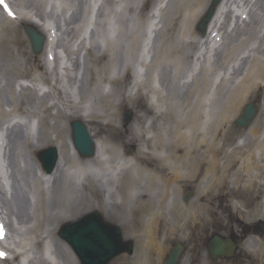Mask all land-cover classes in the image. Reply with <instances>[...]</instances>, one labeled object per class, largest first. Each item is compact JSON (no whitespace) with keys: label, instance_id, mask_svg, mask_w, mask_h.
Wrapping results in <instances>:
<instances>
[{"label":"bare ground","instance_id":"obj_1","mask_svg":"<svg viewBox=\"0 0 264 264\" xmlns=\"http://www.w3.org/2000/svg\"><path fill=\"white\" fill-rule=\"evenodd\" d=\"M85 1L68 2L66 7L71 10V19L77 13L82 16ZM106 1L93 0V6L89 3L88 15L69 24L71 40L80 39L86 55L91 57L86 88L95 86L90 91L95 92L96 103L101 108V112L91 111L84 114V109L82 107L77 109L75 106L77 104L73 103L70 109L75 108V112L70 111L68 117H77L97 127L96 133L90 131L95 153L92 157L81 159L76 156L71 140H64L58 147L59 160L54 171L48 175L40 170V175L45 181H51V178L56 176L65 149L69 147L73 152L70 158L71 167L83 170L85 184L82 183L80 188V198L88 202L91 197L89 187L96 174L108 173L109 179L117 181V188L123 192L120 196L121 200L112 204V211L117 216L131 217V220L124 218L123 225L131 230L130 235L142 242L138 253L140 264H161L162 256L171 241H182L187 245H195L199 242L190 235L198 225L205 220L208 221L205 206L198 205V201L203 197L206 198L208 192L213 191L215 198L231 203L234 198L238 199L244 194L249 198L253 192L260 189L258 180L261 172L264 171V126L259 127L255 118L246 129L244 128L243 136L231 149L222 143V139L235 135L231 130L232 120L234 118L237 120L241 116L240 109L242 113L245 107L243 104L262 88L260 84L264 85V0H254L253 3L248 0L243 1L242 6L245 11L247 10V19L232 8L233 5L237 7L236 0H222L215 8V13L207 24L204 34L194 29V24L204 14L210 0H176V2L171 0L179 9L168 11L169 16L162 22L160 13L165 0H156L150 13L147 14L148 21L152 24L150 36L154 34L153 28L166 21L167 24L169 23L168 26L172 27L166 42L170 43L177 38V44H166L167 49L161 56V64L156 59L159 54L156 58L150 59L153 68H159L155 77L151 75L150 68L145 83L138 85L130 78L127 93L125 91L122 93V87L128 76L134 78L132 65H126V76H120L118 72L116 76L111 77V70L117 64L116 52L113 54V50L119 49L117 42L107 39L104 49L96 54L91 47H85L89 29V38L92 40L97 35L94 32L96 28L105 29L106 26L109 33L114 35L116 14L106 15L110 18L107 20L102 16ZM25 2L18 8L27 9V13L20 10L13 12L17 21L30 23L43 34H47L49 41L51 25L48 24L47 18L37 13L36 2L28 5V2ZM113 2L117 4L118 0ZM5 3L10 10L7 0ZM10 4L13 7L12 3ZM94 5L97 6L96 11ZM0 16L4 17V14L1 12ZM138 16L139 19L143 18L140 12ZM83 18L86 19L84 25ZM55 27L58 28L57 25ZM129 38L133 39V37ZM192 45L195 46L194 50ZM47 47L48 44L44 49L46 50ZM131 47H134L133 43ZM251 52L256 55L252 57L247 71H244V64ZM20 53L26 56L28 65L34 66L35 70L41 69V74L50 82L48 76L50 71L46 62L37 65V58L29 59L25 48L20 47ZM207 62L212 67L205 66ZM238 63H241L240 67L237 66ZM195 64H199V67L190 76L189 73L194 71ZM74 65L75 63L73 69ZM64 71L68 74L67 69ZM32 73L35 71L32 70ZM53 74L58 75L55 72ZM219 75L221 81L212 90L214 80ZM53 80L54 83L53 81L50 83L49 91L59 95L58 97L66 94L67 84L62 83V79L57 81V77ZM181 80H184L183 84L177 86L176 82ZM43 81H46V78H43ZM224 83L229 85L224 86ZM105 84L111 85L110 91L104 92ZM21 90L25 92L32 88L23 86ZM136 101L144 104L142 106L144 110L137 112L131 127L125 130L116 123L120 107L123 104H134ZM217 101L220 104L219 109H215ZM82 102L84 103V99ZM5 107L1 106V112L8 116ZM13 107L14 114L20 116L25 113L22 100L17 101ZM42 122L45 123V120ZM22 135L21 129H15L16 141ZM13 143V150L16 152L17 143L15 141ZM30 148L34 154L37 152V146L30 144ZM126 150L132 152L127 155ZM143 176H146L147 186L143 187L146 191L140 193L139 184ZM20 180L25 190L27 181L25 178ZM186 181L194 185V199H197V203L190 207L178 203L179 194ZM44 188L42 184V188L38 191L41 201L46 196ZM155 189L160 192L158 196L152 193ZM36 200L37 195L34 202ZM59 200L62 209L71 210L69 213L60 214L59 222L73 220L85 210V208L81 211L75 210L73 204H69L70 197L67 193ZM168 201L171 202L170 206ZM140 216L142 221H139ZM140 224L142 227L138 231L137 227ZM45 240L46 238H42L37 248L41 250ZM67 251L71 253L68 248ZM27 252L28 250H24L16 258L22 257L26 260ZM248 253L253 257L254 264H264L263 245ZM58 254L63 256L60 247ZM41 256L43 257V254ZM187 256L182 259L181 264L182 262L204 264L207 260L204 252H200L190 260H185ZM42 257L37 260L38 264H49ZM128 263L129 258L124 257L117 264Z\"/></svg>","mask_w":264,"mask_h":264},{"label":"rangeland","instance_id":"obj_2","mask_svg":"<svg viewBox=\"0 0 264 264\" xmlns=\"http://www.w3.org/2000/svg\"><path fill=\"white\" fill-rule=\"evenodd\" d=\"M2 1L6 2V0ZM7 1L10 5V10L8 12L0 6V14L1 12L4 14V17L0 16V264H38L37 260L42 257L41 254H43V257L49 264H82L71 245L61 236V231L68 224L77 222L82 217L93 212H97L104 223L116 225L120 228L122 243L129 241L133 243V252L131 254L122 252L113 257L108 264H117L124 257L129 258L128 264H140V255L138 253L141 250L142 242L130 235L131 230L123 225V219L126 218L127 220H131V217H127V215L117 216L112 211V204L119 202L121 200L120 196L123 194V192L117 188V181H111L108 177V173L98 172L89 187L91 197L88 202L80 198V188L82 187V183L85 184L83 180V170L71 167L70 158L73 152L69 147L65 149L60 166L57 168L56 176H53L51 181H45L40 175V170L45 174H51L56 166L53 167L50 173L45 171L41 159L45 151L51 147L56 148L57 164L59 160L58 147L60 144L63 143L64 140L67 141L70 139L73 145L70 126L73 121L81 122L83 126H85L90 137L92 136L90 131L96 133L95 129L97 130V127L89 122L87 124L84 120L77 117H68L70 111L75 112V108L70 109L73 103L77 104L75 105L77 109L82 107L84 110L81 109L84 114H88L91 111L93 113L101 112V108H99V105L96 103L97 98L95 92L90 91L92 88H95V86L91 88L88 86V88H86V81L89 75L88 67L91 65V57L86 55V50L80 44V39L71 40V26H69L72 21L74 23L76 20H80V17L88 15L89 3L90 6H93V0H86L82 16L77 13L73 19L70 18L71 10L67 9L66 6L68 2L73 3L75 0H68V2L66 0ZM25 1L28 2L27 5L36 2L37 13L43 14L47 18L48 24L51 25L49 41L48 36H45L46 42L42 50L38 53L32 49L26 28H33L36 32L40 31L28 22L17 21L16 14L13 13L14 10L27 13V9L18 8L24 5V3H26ZM155 1L156 0H148L147 2L143 0H118V3L115 4L113 0H107L102 9V12H104L102 16L107 20L110 18L106 15L113 16V13L116 14V19H114L116 22L114 35L109 33V29L106 26L105 29L102 27L94 30L97 35L93 40L89 38L90 29L86 34L85 47H91L95 54L98 53L99 50L104 49V44L107 39L117 42V47H119V49L117 51L113 50V54L116 52L117 55V64L116 67L111 70V77L116 76L118 72L120 76H126V65H132L134 78L133 76L127 77L126 83L122 87V93L123 91L127 93L126 91L129 90L130 78H132V82L138 85L145 83L150 68L152 69L151 75L155 77L157 72H159V68H153L154 66H152L150 59L156 58L159 54L160 56L156 59L157 62L161 64V56L163 53H166V44H177V38L172 42L169 40L170 43L166 42L167 36L172 30V27H169V23L167 24L166 21L163 24H159L157 28H153L154 34L150 36L152 31L150 27L152 24L148 21L147 14L150 13V9ZM174 1L176 2V0ZM243 1L244 0H236L237 7L233 5L232 8L235 9L237 14L247 19V10L245 11L242 6ZM248 1L251 3L254 2V0ZM175 2L172 3L171 0H165L164 4H162L160 13L161 22L169 16L168 11L179 9L174 5ZM210 2L211 0L208 6ZM10 3H12L14 9ZM94 10H97L96 5H94ZM139 12L141 13V17H143L142 19H139ZM3 18L5 19L4 21ZM200 18L195 22L194 29H196ZM85 22L86 19L83 18V25ZM155 22H157V20H155ZM55 25H57L58 28H56ZM40 33L42 34V32ZM78 33H80V30ZM129 37H133V39ZM131 43L134 44V47H131ZM47 44L48 47L45 50L44 48ZM20 47L27 50L29 59L37 58V65L46 62V66L49 67L50 71L48 75L50 82L47 77L41 74V69L37 68L35 70L33 68L34 66L27 64L26 56L20 53ZM194 49L195 46L192 45V50ZM148 51L150 52L149 56ZM254 55L256 54L251 52L250 57L244 64V71H247L246 69L251 65ZM205 64L207 67H212L208 62ZM237 66L240 67L241 63H238ZM198 67L199 64H195L194 71H190L189 75L192 76L193 73L197 71ZM66 69L68 74L64 71ZM32 70H34L35 73H32ZM53 72L58 75L54 76ZM54 77H57V81L62 79V83L67 84L66 94H62L61 97L49 91L50 83H52V81L54 83ZM66 77H68L67 80H65ZM43 78H46V81H43ZM225 78H227V76H225ZM220 79L221 77L219 75L217 79H215L216 81L214 80L212 90L219 84L221 81ZM183 81L184 80L177 81L176 85L179 86L181 83L183 84ZM259 82L261 83V81ZM226 85H229V83H224V86ZM260 85L262 88L256 91L254 96L246 101L243 106L249 103L255 105L257 109L255 117L257 119L256 123L259 127H263L264 85L263 83ZM23 86L30 87L32 90L23 92V90H21ZM110 88L111 85L105 84L104 92L110 91ZM83 99L85 104L82 102ZM19 100H22L25 111V113L20 116L14 114L12 111L14 104ZM143 105L144 104H141L139 101H136L134 104H123L120 107V113L118 116L116 115V123L125 130L130 128L132 125L131 122L135 118L137 112L139 113L140 110H144L142 107ZM1 106H6L5 110L8 116H5V114L1 112ZM219 108L220 104L217 101L215 109ZM126 112H130V118L125 122L124 115ZM45 117H47V119H45ZM104 118L105 117H103V119ZM42 120H45V123H43ZM234 120L236 119L234 118ZM234 120H232L231 130L235 135L231 138L222 139V143L227 145L229 149L236 145L246 129L236 127ZM18 128L21 129L23 135L16 141L14 132L15 129ZM13 141L17 143L16 152L13 150ZM30 144L37 146V152L35 154L31 151ZM73 148L75 149L74 145ZM75 152L76 156L84 159L78 154L76 149ZM131 152L132 150L125 151L127 155ZM21 178H25L27 181L25 190L24 184L20 180ZM258 181H260V189L250 195L252 198L245 197L244 194V196H239L238 199L234 198L231 203L229 201L228 203L226 200L222 201L215 198V193L213 191L208 192L206 198L203 197L202 200L198 201V205L201 204V206H205L208 213L206 215L208 221L206 222L205 220L198 225L190 235V237L197 238L199 242L195 245H187L186 242L184 243L177 240L171 241L166 247V252L162 256L161 264H164L167 254L176 243L183 246V252L180 255L178 264H181L182 259H184L186 255L188 256L185 260H190L193 256L199 255L200 252L206 254L205 258L207 259V264H220L224 262H226V264H254L253 257L249 255L248 251L259 249L261 245L264 246V204H261L264 203V171L261 172L260 180ZM145 183L146 176H143L139 184L140 193L146 191L143 188L147 186ZM42 184L45 187L44 192L46 193L43 201H41L42 198L40 199L38 196V191L42 188ZM35 188H37V190ZM194 188L192 183L186 181L179 194L180 198H178V203L185 207L196 204L197 199H194ZM189 191L190 200L184 202L183 197ZM66 193L70 197L69 204H73L75 210L81 211L83 208H85V210L81 212L80 216L73 220L59 222L60 214L71 212V210L62 209L59 206V198L62 196L64 197ZM152 193L158 196L160 192H157V189H155ZM33 195H35V197ZM36 195L38 201L36 200V202H34ZM168 203V206H170L171 202L168 201ZM209 207L213 208L210 209ZM141 217L142 216L139 217V221H142ZM141 227L142 225L140 224L137 230L139 231ZM216 236L223 240H231V238H234L236 240L234 254L230 257L219 256L217 259H211L209 255V244ZM42 238H46V240L43 248L40 250L37 247ZM27 242L29 243L27 244ZM231 242L233 241L231 240ZM57 244L63 250V256L58 254L59 247ZM188 247H190V249H188ZM67 248L71 253H68ZM24 250H28L27 259H22V257L16 258V256ZM182 264L184 263L182 262ZM185 264L192 263L186 262Z\"/></svg>","mask_w":264,"mask_h":264},{"label":"water","instance_id":"obj_3","mask_svg":"<svg viewBox=\"0 0 264 264\" xmlns=\"http://www.w3.org/2000/svg\"><path fill=\"white\" fill-rule=\"evenodd\" d=\"M222 0H211L207 10L197 24L196 30L205 33L206 26L215 13V8ZM30 38L33 51L40 52L46 42L45 34L36 32L33 28H26ZM257 109L254 104H247L236 120L235 126L238 128H247L254 120ZM130 112L124 115V121H128ZM72 142L78 154L83 158L92 157L95 153L94 142L88 134L85 126L79 121H73L71 124ZM43 166L47 173H50L56 165L57 151L51 147L41 156ZM189 193L185 195L184 201L189 198ZM61 236L67 240L75 253L78 255L82 264H108L116 255L127 252H133V243H122L120 228L116 225H110L103 222L97 212L89 213L79 221L68 224L62 231ZM234 244L230 239H221L214 237L209 244V255L211 259H217L219 256L230 257L234 252ZM183 246L179 243L174 244L170 250L164 264H178Z\"/></svg>","mask_w":264,"mask_h":264},{"label":"flooded vegetation","instance_id":"obj_4","mask_svg":"<svg viewBox=\"0 0 264 264\" xmlns=\"http://www.w3.org/2000/svg\"><path fill=\"white\" fill-rule=\"evenodd\" d=\"M231 240L233 241V242H232L233 244L235 243V244H234V247L236 248V240H235L234 238H231ZM234 250H235V249H234ZM237 252H238V251H237ZM237 252H236V253H237ZM233 254H234V253H233Z\"/></svg>","mask_w":264,"mask_h":264}]
</instances>
